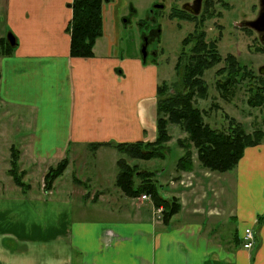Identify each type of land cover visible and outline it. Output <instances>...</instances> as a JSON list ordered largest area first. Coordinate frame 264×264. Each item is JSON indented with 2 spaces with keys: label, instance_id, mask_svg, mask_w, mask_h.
Listing matches in <instances>:
<instances>
[{
  "label": "crops",
  "instance_id": "crops-1",
  "mask_svg": "<svg viewBox=\"0 0 264 264\" xmlns=\"http://www.w3.org/2000/svg\"><path fill=\"white\" fill-rule=\"evenodd\" d=\"M72 2L0 0V38L10 33L15 41L0 56V105L32 119L21 126L26 132L10 128L2 136L21 151L20 165L54 166L66 158L63 175L71 169L72 180L63 196L54 195L63 175L42 193L1 190L0 264H264V142L245 148L224 173L201 168L193 152L192 170L175 167L159 191L180 205L166 223L151 200L127 198L109 181L117 172L109 174L108 164L116 166L118 153L106 144L147 141L141 107L147 97L156 103L155 69L141 64L135 44L114 48L118 31L98 38L91 58H72ZM148 72L153 89L145 93ZM91 144L102 146L92 152ZM92 208L108 218L89 216ZM247 228L255 237L249 250L242 247Z\"/></svg>",
  "mask_w": 264,
  "mask_h": 264
},
{
  "label": "rangeland",
  "instance_id": "rangeland-1",
  "mask_svg": "<svg viewBox=\"0 0 264 264\" xmlns=\"http://www.w3.org/2000/svg\"><path fill=\"white\" fill-rule=\"evenodd\" d=\"M184 1L187 0L104 1V7L109 4V10H107L105 7V13L108 15V26L103 28L102 25L103 37L100 40H105L104 37L109 39L113 37V35H116L118 31V41L116 47L114 48H117V50L121 52H125V47L129 43H133L136 45L138 55L140 56L142 35H144L146 32H150L151 30H156V32L159 30L160 32L148 42L146 48L147 57L145 60L140 56L141 64L145 68L155 69L156 85L167 84L168 88L174 87L176 89L180 86L182 77V67H180L178 71L175 70V66L178 63L177 59L181 50L183 49L181 41L185 35L191 31L193 24H186L182 21H178L177 19L170 20L168 18V14L170 6L173 4V2H177V6L180 7V4ZM223 1L226 2L227 6L224 10H222V17L216 21L217 24L222 28L214 27L216 25L212 22L214 18L209 21L210 23L207 21L202 26V29L206 32L207 39L212 40L217 38V47L222 57V61L204 72L202 78L207 86V96L205 99L194 100V105L199 109L204 110V120L213 128L220 130L227 129V127H229V120L232 118L236 122H239L247 133H251L256 129L264 131V104L261 107H251L248 105L247 100L251 96V91L249 90L250 86H248V83L243 82L239 84L232 90L233 94L227 97H222L215 85L216 81L221 79L220 76L216 75V71L224 66L223 59L227 55L235 56L241 65H244L246 68L252 71L254 76L259 75L258 69L261 66H264V52L257 53L256 51V48L263 47L258 38V34L252 30L248 31L238 29L235 26V24L241 20H251L255 17L251 10H253L252 5L256 4L258 0ZM159 3H164L165 8L163 10L158 9L156 10L157 12L150 13V9ZM98 50L100 53L103 52L101 49ZM178 72L181 74V77L179 74H177ZM129 83L131 90H135L136 85L133 80H130ZM142 89L145 91V93H148L153 89L151 85L150 72H148L145 86H143ZM153 99L154 98L147 97L145 104L143 105V103H141L139 105L140 107L143 105L141 107V115L143 123L146 127L145 139L148 141L154 140L157 133L156 103L155 101H148V103L146 102L147 100ZM6 108L8 111H10V114L3 110L5 109L4 106L0 105V192L3 189L4 191L7 190L3 195L14 193L22 194V190L15 187L11 177L8 175V170L10 167V147H14V145H10L7 141H5L2 135L3 133L9 134L10 128L14 129L13 131L15 134L19 131L26 132V129H23L21 126L24 122L31 121L32 119L29 118V113L26 111L11 107ZM26 114L29 118L27 120L25 119ZM5 127L6 129L4 130ZM167 131L171 136V140L167 144L168 151L165 154L164 159L129 162L131 165H137L140 170H147L162 174L161 176L155 177L161 194H164L163 191L166 189L165 183L168 181L167 178L170 173L175 171V164L177 163V160L181 154H183L182 149L177 144V140L181 138L183 139L185 137V134L179 129L178 126L168 125ZM18 152L20 159L21 151L18 150ZM193 152H195V150H193ZM120 156L121 155L117 154L118 158ZM87 158L91 160L93 159V156L87 155ZM98 160L99 159H95L94 164H97ZM19 161L20 160H18L19 169L23 167L25 168L23 171V181L29 184L28 191L31 189V194L37 193L39 190L41 193L44 192L43 178L48 169L55 167V165H40V168H33V164L30 166L28 165L29 162L24 161L20 165ZM196 161L198 160L196 159ZM70 170L71 169H69L65 175H63V172L62 175L64 178H62L61 183L55 188V190H58V192H55L54 190V195L63 196L64 192H67L64 190L71 188L70 184L72 183V180ZM108 170L109 174L113 171L114 173L117 172V168L114 164H108ZM75 176L81 180H84L85 178L81 172H75ZM113 178V176L109 177V181L112 183V185L114 184ZM79 182L81 186L86 188L83 182ZM106 187L113 191V189H110L111 187H109V185H106L105 188ZM86 194L88 197L92 195L91 191H87ZM117 194L119 193L117 192ZM103 195L105 198L109 199L107 193ZM110 196L116 198V196L111 193ZM92 210L93 212L88 213L89 216H93V218L97 219H103L106 217L108 218L105 213L101 212V209H99L97 212L94 211L96 210L94 208H92Z\"/></svg>",
  "mask_w": 264,
  "mask_h": 264
},
{
  "label": "trees",
  "instance_id": "trees-1",
  "mask_svg": "<svg viewBox=\"0 0 264 264\" xmlns=\"http://www.w3.org/2000/svg\"><path fill=\"white\" fill-rule=\"evenodd\" d=\"M108 0H73L70 8L72 17L67 27L70 35L69 53L72 58H91L96 40L102 37V6ZM183 51L175 70L182 67L181 84L178 88H168L167 84L156 88V137L150 141L134 143L106 144L112 146L119 155L116 161L117 173L115 187L127 198L135 199L148 196L156 208L163 209L162 221L168 222L180 210L176 199H167L160 195L156 183V173L140 170L130 161H150L164 159L171 136L167 126L175 125L185 134L177 140L183 154L175 164L178 172L192 170L193 150L201 168L224 173L235 168L247 147L259 145L264 140V131L256 129L247 133L239 122L229 120V127L220 130L208 125L204 110L194 105V100L205 99L207 86L203 80L204 72L222 61V57L213 42H206L204 34L190 35L182 41ZM12 48L6 39L0 38V56L10 53ZM224 66L216 71L221 79L216 81V88L222 97L233 94V89L246 82L250 86L251 96L247 103L251 107L264 104V78L254 76L252 71L241 65L233 55H227ZM256 79V80H255ZM255 82V83H254ZM102 145L91 144L94 152ZM19 152L10 147L8 175L13 184L26 194L29 184L23 181L24 172L18 165ZM68 165L67 159L59 161L55 167L49 168L45 174L44 191H50L53 182L58 179Z\"/></svg>",
  "mask_w": 264,
  "mask_h": 264
},
{
  "label": "flooded vegetation",
  "instance_id": "flooded-vegetation-1",
  "mask_svg": "<svg viewBox=\"0 0 264 264\" xmlns=\"http://www.w3.org/2000/svg\"><path fill=\"white\" fill-rule=\"evenodd\" d=\"M156 6V7H155ZM227 4L223 0H187L180 4V7L177 6V2L171 4L169 9L168 18L170 20L177 19L178 21H182L186 24H193V28L189 33L185 35V37L182 39V41L186 37H190V35H195L196 33H202L204 34V40L206 42H213L217 46V38L215 39H207L205 30L202 29V26L208 21L212 20L213 23L216 25L215 28H222L220 25L217 24V20L222 17L221 13L222 10L226 8ZM165 8L164 3H159L157 5H154L153 8L150 9V13L157 12L156 10L161 9L163 10ZM222 8V9H221ZM251 10L254 14V18L251 20H241L235 24L236 28L242 29V30H248L253 31L258 34V38L263 45L261 48H256L257 53L264 52V32L256 31V29H251L250 27L244 26L245 23L248 22H256L259 17L264 14V0H258L256 4L252 5ZM210 23V22H209ZM258 28H264V19L261 20L260 23L257 24ZM160 31L157 30H151L150 32H146L144 35H142V41L140 45V50L143 46H145V51L148 45V42L157 35ZM181 41V42H182ZM218 49V47H217ZM183 50H181L179 57L177 59L178 62H180V56ZM140 56L142 57L141 51ZM147 57V54H146ZM145 57V58H146ZM236 58V57H235ZM237 59V58H236ZM145 60V59H144ZM181 63V62H180ZM179 69V68H178ZM178 71V70H177ZM179 76L181 77V74L178 72ZM261 76V75H260Z\"/></svg>",
  "mask_w": 264,
  "mask_h": 264
},
{
  "label": "built area",
  "instance_id": "built-area-1",
  "mask_svg": "<svg viewBox=\"0 0 264 264\" xmlns=\"http://www.w3.org/2000/svg\"><path fill=\"white\" fill-rule=\"evenodd\" d=\"M142 200H149L148 196L142 195L140 197ZM162 213H163V209L161 207L159 208H155V215L156 217L162 218ZM242 247L246 250H249L251 248H253L254 243H255V237H254V233L251 229L247 228L244 230V234L242 237Z\"/></svg>",
  "mask_w": 264,
  "mask_h": 264
},
{
  "label": "water",
  "instance_id": "water-1",
  "mask_svg": "<svg viewBox=\"0 0 264 264\" xmlns=\"http://www.w3.org/2000/svg\"><path fill=\"white\" fill-rule=\"evenodd\" d=\"M262 19H264V14H262L256 22H248V23H245L244 26L250 27L251 29H256V31H259V32H264V28H258L257 26V24L260 23ZM6 40L10 47H14L15 41H14V37L12 36V34L10 33L7 34ZM141 54H142V58L145 59L146 57L145 46L142 47ZM258 73L259 75L264 77V66H261L258 69Z\"/></svg>",
  "mask_w": 264,
  "mask_h": 264
}]
</instances>
